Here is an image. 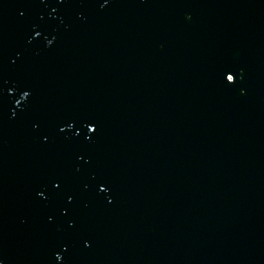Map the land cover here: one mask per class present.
<instances>
[{
  "label": "water",
  "instance_id": "obj_1",
  "mask_svg": "<svg viewBox=\"0 0 264 264\" xmlns=\"http://www.w3.org/2000/svg\"><path fill=\"white\" fill-rule=\"evenodd\" d=\"M0 264H264V0H0Z\"/></svg>",
  "mask_w": 264,
  "mask_h": 264
}]
</instances>
